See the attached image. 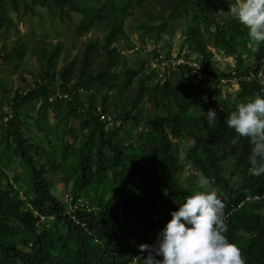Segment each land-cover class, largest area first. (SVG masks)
<instances>
[{
  "label": "trees",
  "instance_id": "16d2710c",
  "mask_svg": "<svg viewBox=\"0 0 264 264\" xmlns=\"http://www.w3.org/2000/svg\"><path fill=\"white\" fill-rule=\"evenodd\" d=\"M234 2L0 0V264H142L138 245L155 241L201 175L227 237L247 264H264V199H246L264 194V174H251L248 139L233 143L225 124L260 94L264 43L230 15ZM58 28L72 34L64 49L50 39ZM170 57H194L210 78L186 62L151 67ZM233 74L238 88L222 92ZM209 107L215 126L201 115ZM180 151L194 172L177 182Z\"/></svg>",
  "mask_w": 264,
  "mask_h": 264
},
{
  "label": "clouds",
  "instance_id": "9594fccd",
  "mask_svg": "<svg viewBox=\"0 0 264 264\" xmlns=\"http://www.w3.org/2000/svg\"><path fill=\"white\" fill-rule=\"evenodd\" d=\"M228 11L247 28L252 41L257 45L264 43V0H235ZM216 60L222 59L219 56ZM248 75L244 76L246 80L251 79L246 78ZM231 78H235V82H231ZM238 78L235 74L222 78L224 81L220 79L219 87L221 82L229 81L237 89ZM260 94L236 103L225 119V124L237 134L233 143L239 137L248 139L251 147L247 159L255 176L264 174V94ZM201 115L208 125L215 126L217 112L214 108L209 107ZM211 185L212 181L201 175L198 190L170 212V219L157 233L155 241L138 245L142 264H247L239 247L225 234L224 205ZM255 195L246 199L252 200Z\"/></svg>",
  "mask_w": 264,
  "mask_h": 264
},
{
  "label": "rangeland",
  "instance_id": "374dc122",
  "mask_svg": "<svg viewBox=\"0 0 264 264\" xmlns=\"http://www.w3.org/2000/svg\"><path fill=\"white\" fill-rule=\"evenodd\" d=\"M219 20H221L220 18H222V20H221V22L224 24V23H227L228 21H230L231 19H232V17H227L226 15H220L219 17ZM19 28L21 29V30H25V22H21L20 23V25H19ZM50 39L51 40H53L54 41V36H56V38L57 39H59V40H61L62 42H63V44H62V49H64L65 48V46H66V44H68V41H70V38H71V36H72V34H70V32H67V31H65L64 29H62V28H58L57 30H54V31H50ZM173 39H174V41H176L177 40V35H175L174 37H173ZM149 47V45H147V48ZM214 58H216V59H218L219 58V56L217 55V54H215L214 55ZM63 59V58H62ZM223 62H224V64H231V65H235L236 64V61L235 60H233V58H231V57H224L223 58ZM227 62V63H226ZM25 64H22V66H24ZM88 65H92V60L90 59V58H88V56L86 55L85 57H84V62H83V66L84 67H87ZM26 66V65H25ZM151 67L152 68H158V69H160L161 68V65L159 64V66L158 65H156V64H154V62H152L151 63ZM4 69V68H3ZM149 71L147 70V73H148ZM160 72H161V70H158V74L160 75ZM8 74V71H5V75H7ZM4 75V76H5ZM5 79L7 80V81H9V83L11 84V83H13V81H14V77L12 76V75H7L6 77H5ZM205 82H202V87L203 86H205ZM230 88H232L231 86H229ZM229 87H227V84L226 83H222L221 82V84H220V89L222 90V92L223 91H225V90H227V88H229ZM52 113H51V111H49V115H51ZM32 139H33V137H32ZM53 139V138H52ZM54 141L55 142H57L58 141V139H56V137H55V135H54ZM33 142H35V144L36 143H38V141H36V140H33ZM178 155H179V162H180V164L184 167V170L182 171V172H180L179 174H177L176 176H175V180L177 181V182H179V181H182L184 178H186L190 173H192V172H194V169L192 168V165H191V163H190V161L186 158V153H185V151H180L179 153H178ZM58 178H61V175L59 174V175H56L55 177H53V188L56 190L54 193H55V195H57V194H59V190H60V187H62V185H61V181H58ZM196 180L198 181L199 180V178H197L196 177ZM62 190V189H61ZM60 195H61V193H60ZM58 196V195H57Z\"/></svg>",
  "mask_w": 264,
  "mask_h": 264
},
{
  "label": "built area",
  "instance_id": "2783aa9c",
  "mask_svg": "<svg viewBox=\"0 0 264 264\" xmlns=\"http://www.w3.org/2000/svg\"><path fill=\"white\" fill-rule=\"evenodd\" d=\"M263 51H264V48H263ZM152 62H154V64L158 65L157 58L153 59ZM169 62H172V63L186 62L189 65H191V67L193 68L192 73H196V74H198L204 78H210L209 74L200 68L199 63L194 60V57L190 58L188 61H184L182 58L174 59L173 57H170L168 60L161 62L160 65H167ZM260 63H261V67H260V69L257 70L256 77L260 76L262 74V72L264 71V56L261 58ZM253 77H254V73L251 71L246 78L250 79ZM235 80H236L235 78L230 79L231 82H235ZM221 81H224V80L221 79ZM259 83L261 85V88L259 89V91H260V93L264 94V80H259ZM56 94L60 98L66 96L65 94H62L59 90H56ZM99 118L101 120L106 121V122L111 121V117L107 114L102 113L101 111L99 112ZM260 198L264 199V194L261 196H259V195L253 196L252 200H257ZM41 219H43V217H41Z\"/></svg>",
  "mask_w": 264,
  "mask_h": 264
}]
</instances>
